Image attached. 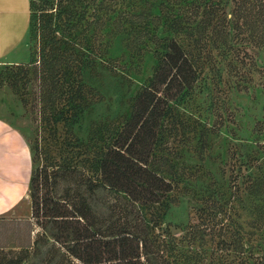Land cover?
Returning <instances> with one entry per match:
<instances>
[{"label": "rangeland", "instance_id": "rangeland-1", "mask_svg": "<svg viewBox=\"0 0 264 264\" xmlns=\"http://www.w3.org/2000/svg\"><path fill=\"white\" fill-rule=\"evenodd\" d=\"M50 2L59 71L47 73L49 46L30 25L0 62V116L22 133L35 170L48 166L53 176L41 181L40 195L56 201L79 192L104 227L154 226L160 264H264V226H255L264 217V0ZM59 3L71 16H59ZM173 40L197 62L198 80L173 103L156 153L174 183L167 206L90 191L82 177L100 183V156ZM44 78L60 97L47 108ZM54 245L33 217L31 190L0 217V264L22 251L30 254L26 264L64 261L52 258Z\"/></svg>", "mask_w": 264, "mask_h": 264}, {"label": "trees", "instance_id": "trees-1", "mask_svg": "<svg viewBox=\"0 0 264 264\" xmlns=\"http://www.w3.org/2000/svg\"><path fill=\"white\" fill-rule=\"evenodd\" d=\"M49 3L50 0H30V31L32 37L46 39L52 58L44 63V68L49 75H55L62 61L58 55L59 42L56 37L51 38L52 31L57 30L53 27L54 15L49 13L55 6ZM58 11L60 17L63 12L71 16L61 3ZM204 23L210 25V19ZM197 80L195 59L177 41L167 43L152 78L133 99L130 116L114 130L100 156V183L85 175L82 177L90 191L103 187L125 194L133 204L167 206L174 183L165 177L156 153L172 115L173 103L192 91ZM42 83L44 108L54 106L60 98L58 90L47 84L45 78ZM32 160L33 217L55 243L52 258L59 256L64 260L56 264H160L156 261L160 259V242L156 247L151 239L154 226L112 222L104 227L89 199L79 192L75 195L68 191L56 201L41 196V181L49 182L53 176L48 173V166L35 170L33 157ZM255 226L263 227L264 217L260 216ZM237 248L242 249L240 242ZM21 253L23 256L6 264H26L30 254Z\"/></svg>", "mask_w": 264, "mask_h": 264}, {"label": "crops", "instance_id": "crops-1", "mask_svg": "<svg viewBox=\"0 0 264 264\" xmlns=\"http://www.w3.org/2000/svg\"><path fill=\"white\" fill-rule=\"evenodd\" d=\"M30 25V0H0V62L20 47ZM33 160L20 130L0 116V217L16 210L30 192Z\"/></svg>", "mask_w": 264, "mask_h": 264}]
</instances>
